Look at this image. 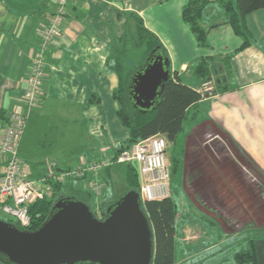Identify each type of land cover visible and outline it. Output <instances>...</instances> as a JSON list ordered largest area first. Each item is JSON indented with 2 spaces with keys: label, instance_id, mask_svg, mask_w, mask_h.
Instances as JSON below:
<instances>
[{
  "label": "crops",
  "instance_id": "obj_1",
  "mask_svg": "<svg viewBox=\"0 0 264 264\" xmlns=\"http://www.w3.org/2000/svg\"><path fill=\"white\" fill-rule=\"evenodd\" d=\"M206 1L200 22L207 32V46H200L183 22L182 8L188 0L68 2L59 36L44 53L40 103L29 112V119L35 112L57 113L61 120L68 116L71 123L81 125L75 129L85 136L76 150L78 166L113 157L127 140L128 131L117 118L119 103L113 91L118 77L107 67L106 59L125 30L134 33L131 15L139 17L158 38L170 71L183 84L201 94L211 88L189 109L183 124L182 131L187 125L188 133L182 138L181 187L187 201L176 204L175 264H232L220 250V244L231 237L223 228L224 221L200 197L220 195L230 191V186L240 196L242 192L233 182L223 184L224 177L229 180L238 175L242 186L251 178L255 192H261L264 181V9L247 15L252 39L238 50L243 40L227 23L222 6L216 0ZM57 5L58 0H0V110L5 115L14 109L27 111L23 97L31 60ZM203 59L211 68L208 82L193 74L194 66ZM221 162L229 164L231 171L222 170ZM113 165L97 174L107 188ZM26 172L32 178L44 175L31 167ZM88 179L91 174L76 180L73 189L90 192ZM107 188L97 197L90 192L91 205L110 202Z\"/></svg>",
  "mask_w": 264,
  "mask_h": 264
},
{
  "label": "trees",
  "instance_id": "obj_2",
  "mask_svg": "<svg viewBox=\"0 0 264 264\" xmlns=\"http://www.w3.org/2000/svg\"><path fill=\"white\" fill-rule=\"evenodd\" d=\"M216 1L222 6L226 21L233 32L243 40L238 50L244 49L252 39L246 24V17L254 11L264 9V0ZM206 4V0H188L182 8L183 22L195 35L200 46H207V32L200 22ZM131 17L135 20L134 33L125 30L114 42L106 59L107 67L115 72L118 77L117 88L113 91V97L119 103L117 118L128 131L127 140L115 150L114 156L122 150L130 148L132 144L157 134L165 136L170 142H174L183 129L189 109L205 96L183 84L177 73L171 72L168 80L164 83L161 96L153 107L144 111L135 107L129 93L132 76L144 67L152 55H161L167 59L168 57L158 38L144 27L142 20L136 15H131ZM193 74L203 82L211 80V68L206 59L199 61L194 66ZM8 114L5 115V112L0 110V121L7 122ZM124 180L127 186L126 191H138V173L133 165L127 164ZM62 187V185H54L55 194L51 199L37 201L29 206L31 225L26 230H36L48 217L54 202L66 197V195H62ZM73 194L76 199L88 204L91 209L92 196L90 192L73 189ZM111 203L100 205L103 215ZM141 203L153 233L152 264H175V218L177 215L175 201L169 197ZM14 223L16 224L15 221ZM233 249L235 264H260L255 238L243 237L234 244ZM0 264L5 263L0 261Z\"/></svg>",
  "mask_w": 264,
  "mask_h": 264
},
{
  "label": "water",
  "instance_id": "obj_3",
  "mask_svg": "<svg viewBox=\"0 0 264 264\" xmlns=\"http://www.w3.org/2000/svg\"><path fill=\"white\" fill-rule=\"evenodd\" d=\"M170 74L169 60L152 55L131 78L135 107H153ZM153 251L152 228L134 190L107 206L102 220L73 196L56 200L34 231L0 220L5 264H152Z\"/></svg>",
  "mask_w": 264,
  "mask_h": 264
},
{
  "label": "built area",
  "instance_id": "obj_4",
  "mask_svg": "<svg viewBox=\"0 0 264 264\" xmlns=\"http://www.w3.org/2000/svg\"><path fill=\"white\" fill-rule=\"evenodd\" d=\"M70 1L76 0H58L55 11L49 15L40 33L38 51L31 60L24 90L27 111L14 109L8 114L7 122L0 121V213L12 218L22 229L31 225L29 206L37 201L51 199L55 194L54 185L64 187L67 180L76 181L91 174L88 181L90 192L96 197L101 196L105 182L98 181L97 174L114 163L136 164L139 179L137 192L141 202L170 197L169 167L165 157L168 144L166 137L160 134L140 140L116 156L78 166L73 170L55 172L49 168L42 177L27 176L26 167L18 156V148L29 112L38 106L42 97L44 53L59 36V25ZM204 92L210 93L211 88L207 87ZM50 167H54V164ZM91 211L98 219H103L102 212L100 214L102 209L97 203L91 205Z\"/></svg>",
  "mask_w": 264,
  "mask_h": 264
},
{
  "label": "rangeland",
  "instance_id": "obj_5",
  "mask_svg": "<svg viewBox=\"0 0 264 264\" xmlns=\"http://www.w3.org/2000/svg\"><path fill=\"white\" fill-rule=\"evenodd\" d=\"M66 117L68 116L61 120L57 113L38 115L36 112L30 116V119L28 116L26 129L18 148V156L26 167H31L35 173L39 171L40 174H45L49 168L56 172L57 170H73L78 167L79 152L76 150L79 149L77 146L84 141L85 136L79 135V130H76L77 133L75 131L81 125L71 123ZM184 127L185 129L174 142L167 140L169 145L165 153L166 160H169L170 194L177 206H181L187 201L181 187L184 148L182 138L188 133V126ZM52 164L54 167H50ZM220 164L222 170L223 167H226V170L231 171L229 164H223V162ZM126 166L127 164H114L111 167V180L108 188L105 187L103 191L105 192L107 188V199L110 202H116L126 193L127 186L124 180ZM134 167H137L136 164ZM226 179L224 177L223 184L230 186L233 182L235 187H238L242 192L240 196L230 186V191L220 195L209 194L206 197H200L201 202L207 204L208 208L212 210V214L222 222L224 221L223 228L227 234H230L229 237L231 236L220 244V250L225 256L228 255L230 263L235 264L233 262V243L243 237L251 236L256 239L259 263L264 264V181L260 187L258 186L261 192H255V181L251 178L243 186L241 185L243 180L241 181L238 175L233 179ZM74 182L75 180H67L61 191L62 195H74L72 190ZM240 186L244 188V191ZM193 199L196 200L195 197ZM0 220L14 223L12 218L3 213H0Z\"/></svg>",
  "mask_w": 264,
  "mask_h": 264
}]
</instances>
